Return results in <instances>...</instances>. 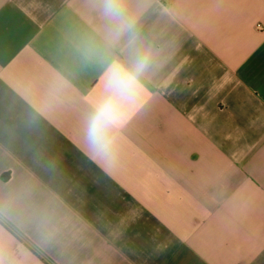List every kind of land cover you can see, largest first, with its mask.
I'll list each match as a JSON object with an SVG mask.
<instances>
[{
    "label": "crops",
    "instance_id": "1",
    "mask_svg": "<svg viewBox=\"0 0 264 264\" xmlns=\"http://www.w3.org/2000/svg\"><path fill=\"white\" fill-rule=\"evenodd\" d=\"M0 264H264V0H0Z\"/></svg>",
    "mask_w": 264,
    "mask_h": 264
}]
</instances>
